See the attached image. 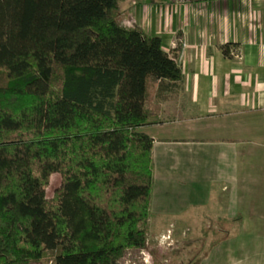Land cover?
<instances>
[{"label": "trees", "instance_id": "trees-1", "mask_svg": "<svg viewBox=\"0 0 264 264\" xmlns=\"http://www.w3.org/2000/svg\"><path fill=\"white\" fill-rule=\"evenodd\" d=\"M119 1L0 0V264H119L147 246L154 138L139 128L153 82L183 71Z\"/></svg>", "mask_w": 264, "mask_h": 264}, {"label": "crops", "instance_id": "crops-1", "mask_svg": "<svg viewBox=\"0 0 264 264\" xmlns=\"http://www.w3.org/2000/svg\"><path fill=\"white\" fill-rule=\"evenodd\" d=\"M119 13L183 71L153 82L154 123L139 128L154 138V211L165 198L178 216L205 207V229L264 231V2L120 0Z\"/></svg>", "mask_w": 264, "mask_h": 264}, {"label": "rangeland", "instance_id": "rangeland-1", "mask_svg": "<svg viewBox=\"0 0 264 264\" xmlns=\"http://www.w3.org/2000/svg\"><path fill=\"white\" fill-rule=\"evenodd\" d=\"M6 81V64L3 63L0 64V85ZM61 181V174L51 176L48 197H53ZM156 200L152 197L147 246L127 249L119 264H264V231L205 229L208 218L205 207L191 211L183 208L178 216L167 208L173 202L170 199L161 200L165 210L159 207V211H154ZM228 234L230 238L226 237ZM54 254L49 251L43 261L33 264H53Z\"/></svg>", "mask_w": 264, "mask_h": 264}, {"label": "built area", "instance_id": "built-area-1", "mask_svg": "<svg viewBox=\"0 0 264 264\" xmlns=\"http://www.w3.org/2000/svg\"><path fill=\"white\" fill-rule=\"evenodd\" d=\"M172 2H182V1H184V0H171ZM258 1H263L264 2V0H258Z\"/></svg>", "mask_w": 264, "mask_h": 264}]
</instances>
